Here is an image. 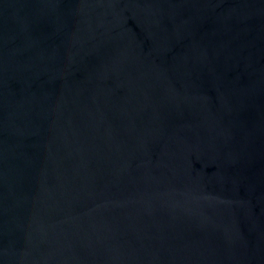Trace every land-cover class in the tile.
I'll return each mask as SVG.
<instances>
[{"label":"water","instance_id":"water-1","mask_svg":"<svg viewBox=\"0 0 264 264\" xmlns=\"http://www.w3.org/2000/svg\"><path fill=\"white\" fill-rule=\"evenodd\" d=\"M0 264H264V0H0Z\"/></svg>","mask_w":264,"mask_h":264}]
</instances>
